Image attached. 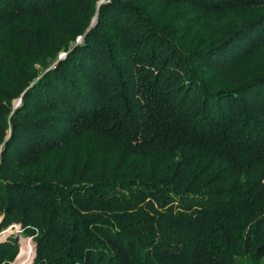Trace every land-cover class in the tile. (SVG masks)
<instances>
[{"label": "trees", "instance_id": "trees-1", "mask_svg": "<svg viewBox=\"0 0 264 264\" xmlns=\"http://www.w3.org/2000/svg\"><path fill=\"white\" fill-rule=\"evenodd\" d=\"M97 1L0 0L15 264H264V0H159L249 14L194 44L151 2Z\"/></svg>", "mask_w": 264, "mask_h": 264}, {"label": "rangeland", "instance_id": "rangeland-1", "mask_svg": "<svg viewBox=\"0 0 264 264\" xmlns=\"http://www.w3.org/2000/svg\"><path fill=\"white\" fill-rule=\"evenodd\" d=\"M106 0H98L99 2L104 3ZM147 2H151V6L154 10L155 19L161 23H165L170 19H173L175 22H179L183 25L182 38L186 42H203L206 43L208 41L216 40L220 37V35L227 31L238 27L244 21L249 19V14L239 13V12H222L217 14H207L203 15L200 12L188 8L186 5H174V6H166L159 2V0H146ZM94 22V19L93 21ZM179 29L177 30V32ZM0 33L2 36L9 35V29L6 26L0 24ZM181 34V33H180ZM63 54H60V57ZM258 69L264 70V50H261L251 63ZM250 66V65H249ZM37 69H39L37 67ZM2 78V77H0ZM19 103L18 100H12V106L16 107ZM1 220V217H0ZM12 226V225H11ZM10 226V227H11ZM16 226V225H14ZM8 230V228H6ZM13 235L17 236L18 239V252L13 259V262L16 261L18 257V253L20 250L21 244H29L32 253L34 252V245L30 239V237H21L19 236V232L14 228H10L6 233L0 236V241L5 240L8 236ZM33 258V254H32ZM32 260V259H31ZM12 262V264H13Z\"/></svg>", "mask_w": 264, "mask_h": 264}, {"label": "built area", "instance_id": "built-area-1", "mask_svg": "<svg viewBox=\"0 0 264 264\" xmlns=\"http://www.w3.org/2000/svg\"><path fill=\"white\" fill-rule=\"evenodd\" d=\"M11 227H12V228H14L15 230H17V232H19V233H20V230H19V227H18V226H14V225H12ZM11 227H10V226H9V227H7V228H8V230H9ZM8 230H7V229H5L4 231L0 232V236H1V235H3L4 233H6Z\"/></svg>", "mask_w": 264, "mask_h": 264}, {"label": "water", "instance_id": "water-1", "mask_svg": "<svg viewBox=\"0 0 264 264\" xmlns=\"http://www.w3.org/2000/svg\"><path fill=\"white\" fill-rule=\"evenodd\" d=\"M100 4H102V2H99L98 5H97V7H98ZM94 23H95V18H94V22H92L91 26H92ZM13 264H15V262H13Z\"/></svg>", "mask_w": 264, "mask_h": 264}]
</instances>
